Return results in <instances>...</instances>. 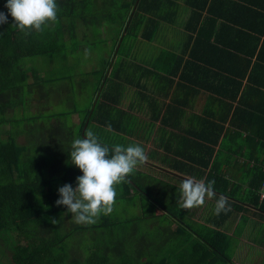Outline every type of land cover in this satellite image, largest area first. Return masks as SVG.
Segmentation results:
<instances>
[{
    "label": "crops",
    "instance_id": "obj_1",
    "mask_svg": "<svg viewBox=\"0 0 264 264\" xmlns=\"http://www.w3.org/2000/svg\"><path fill=\"white\" fill-rule=\"evenodd\" d=\"M123 1L107 0L108 10L100 14L98 0H76L78 17L94 16L100 22L99 44L107 49L95 69L102 71V85L99 91L92 90L88 107L77 109L74 84L76 94L84 93L95 69L68 58L66 69L77 70L65 76L69 80L63 93L70 95L73 107L60 117L64 152L54 153L46 139L49 175L68 167L71 143L82 138L80 129L86 121L84 134L90 123L105 131L100 142L142 146L148 159L136 169L145 173L178 185L179 178L207 179L221 186L227 181L225 192H254L253 165L264 161V0H142L143 22L129 34L120 33L118 16L109 14L120 10ZM96 44L82 40L80 49L86 52ZM22 89L26 90L21 99L11 98V105L4 106L5 112L14 110L0 127V136L12 134L36 148L37 117L47 121L49 135L50 90L44 82ZM101 100L105 105L99 107ZM214 191V198L189 211V220L207 223L213 213L208 209L219 198L220 191ZM236 220L228 219L225 231L233 229ZM243 221L247 230L264 220ZM118 228L117 237L126 246L138 235H147V229ZM107 234L111 233L94 232L92 242L99 254ZM148 237L144 244L151 241Z\"/></svg>",
    "mask_w": 264,
    "mask_h": 264
},
{
    "label": "trees",
    "instance_id": "obj_2",
    "mask_svg": "<svg viewBox=\"0 0 264 264\" xmlns=\"http://www.w3.org/2000/svg\"><path fill=\"white\" fill-rule=\"evenodd\" d=\"M68 1L69 13L67 8H61L63 0H59L61 7L57 21L42 33L33 31L25 35L19 32L13 28L10 14L8 23L0 24V124L6 121L4 106L11 105V98H22V87L41 82L49 87L50 83L59 79L46 77L26 59L43 57L47 70L55 67V74L62 78L67 76L66 61L80 50L81 41H89L98 35L99 19L94 16L78 17L76 0ZM6 2L0 0V11L5 13L8 12ZM107 10V0H98L96 12L101 14ZM109 14L118 16L120 33L125 31L129 34L143 22L142 0H124L120 10ZM82 23L83 31L80 30ZM93 73L99 79L93 90L99 91L102 71L95 69ZM52 89L49 87V90ZM103 105L105 102L101 100L98 106ZM63 113L69 114L70 111L51 113L48 137L44 119L37 117L36 148L22 143L12 134L0 136V241L6 246L8 264H233L227 255L231 234L223 227L232 217L238 219V230L242 222L240 217L245 218L249 213L264 216V198L260 196V187L264 182V161L258 166L253 165L257 174L252 184L254 192H225L224 183H229L227 181L222 186L218 183L213 185L214 189L220 191L217 192L218 197L224 195L228 198L231 210L219 215L212 213L207 223L200 224L189 220V211L181 209L176 202L179 198L177 183L136 169L121 184L120 195L129 197L139 194L142 200L143 196L148 199L151 212L145 219L152 221L149 226L157 229L159 235L147 229V235H138L137 241L126 246L116 233L121 221H114L111 214H101L95 224H78L71 218L72 214L66 211V206L55 203L59 198L58 188L66 183L75 187L76 177L82 175L81 170L71 164L70 155L65 170L49 175L46 139L50 140L54 153L64 152L60 118ZM85 124L86 121L80 129L82 138L85 136ZM153 181L156 188L151 184ZM116 199H119L118 196ZM52 220L58 222L54 224ZM105 230L111 234L104 238L107 241L102 242L99 254L92 240L94 232ZM139 230L141 232L142 229ZM148 235L151 241L144 244V236ZM86 241L89 244L82 247ZM104 251L107 256L102 255Z\"/></svg>",
    "mask_w": 264,
    "mask_h": 264
},
{
    "label": "clouds",
    "instance_id": "obj_3",
    "mask_svg": "<svg viewBox=\"0 0 264 264\" xmlns=\"http://www.w3.org/2000/svg\"><path fill=\"white\" fill-rule=\"evenodd\" d=\"M5 7L8 12L0 11V24L8 23L10 14L13 28L25 35L33 31L42 33L57 21V0H7ZM69 155L71 164L78 167L82 175L76 177L75 187L66 183L58 188L59 198L55 203L66 206V211L78 224H95L101 214H111L116 203L117 185L126 182L137 166L148 159L145 149L139 144L110 147L101 143L92 130H87L84 138L73 139ZM214 183L185 178L179 185L176 202L187 211L200 207L206 198L216 196ZM230 210L228 198L220 195L215 200L213 214ZM57 222L52 220L54 224Z\"/></svg>",
    "mask_w": 264,
    "mask_h": 264
},
{
    "label": "rangeland",
    "instance_id": "obj_4",
    "mask_svg": "<svg viewBox=\"0 0 264 264\" xmlns=\"http://www.w3.org/2000/svg\"><path fill=\"white\" fill-rule=\"evenodd\" d=\"M58 4V11L59 8L61 7L59 5V0H57ZM63 9L67 8V13H69V1L68 0H63L62 7ZM59 13V12H58ZM57 13V14H58ZM100 37L96 35L95 37L91 38L89 42L92 43H97L95 47H89L87 48V51H82L80 49L78 52L75 54H72V60L76 61L79 63V66L83 64H88L91 69L97 68L101 60L103 59V56L105 54V50L107 49L105 46L100 45ZM88 45V43H85ZM95 50V52H89L90 50ZM28 63L35 65L38 69L42 71L44 75L48 78H59L57 79L53 84L50 83L49 87L50 89V112L51 113H58V112H68L72 109V104L69 102L70 95L63 93L67 87L68 84V78L63 76L60 78L59 76L61 75H56V71H54V68L51 69L50 71L47 70V64L45 62V59L43 57H31L26 59ZM77 68H69L66 70L67 75L73 76L76 73ZM93 80V81H92ZM84 81V80H83ZM82 77L79 79V83L83 85ZM87 85L85 87V92L84 93H77L76 88L77 84H74V94L73 96L76 97V108L77 109H82L84 107H88L90 104V99L91 96L90 94L92 93V90L95 86L96 78L91 76V80L87 81ZM79 87V85H78ZM21 90V89H20ZM24 92L26 89H23ZM54 90V91H53ZM22 91V90H21ZM70 93L72 90L69 91ZM10 94L7 95V98L9 97ZM25 96V94H24ZM23 97V94H22ZM26 98V96H25ZM30 99H28L29 101ZM26 111H29V109L26 108ZM13 112V109H8L6 112V121L2 122L0 124V127L4 126L6 122L8 121V117L11 115ZM15 112V111H14ZM32 113L33 111H29ZM1 116V115H0ZM47 124V121L45 122V126ZM7 126H10L12 129V124L8 123ZM6 128V127H5ZM87 130H92L98 137H103L105 131L100 128L99 125L95 123H90L89 126L87 127ZM85 131V132H86ZM102 134V135H99ZM122 184V183H121ZM121 184L118 185L119 189L117 190V196L119 199H116V203L114 205V210L111 213L114 221H121L119 223H122V226L119 227L118 229L121 228H126V229H132L134 227L141 228V229H148L152 231L155 235H159V232L157 229L151 228V222L147 219H145V216H147L151 212V207L149 206L148 199L143 196V200L141 195H131L129 197L121 196V191L122 187ZM154 188H156V183L155 181L151 182ZM133 190V189H131ZM215 205V204H214ZM214 205L211 204V210L213 212ZM211 212V213H212ZM249 217H262L264 220V216H261L258 214L257 216L249 213ZM245 217V219H248ZM240 223V226L237 230V222L238 219L236 220L233 229L232 227L228 228L226 231L231 234V241H230V247L227 250V255L231 259L233 264H264V221H259V223L247 230H245L246 227V221ZM252 219V218H251ZM251 223V221L249 222ZM252 223V225H254ZM249 227V226H248ZM254 229V230H253ZM225 230V229H224ZM236 231V232H235ZM158 236H156L157 240ZM262 243V244H261ZM102 260V258H101ZM8 256H7V249L6 246L2 244L0 241V264H8Z\"/></svg>",
    "mask_w": 264,
    "mask_h": 264
},
{
    "label": "built area",
    "instance_id": "obj_5",
    "mask_svg": "<svg viewBox=\"0 0 264 264\" xmlns=\"http://www.w3.org/2000/svg\"><path fill=\"white\" fill-rule=\"evenodd\" d=\"M260 196H261V199L264 198V182L262 183V185L260 187Z\"/></svg>",
    "mask_w": 264,
    "mask_h": 264
}]
</instances>
